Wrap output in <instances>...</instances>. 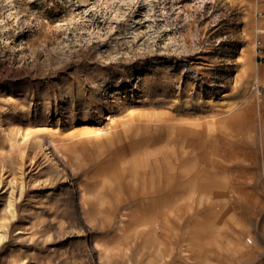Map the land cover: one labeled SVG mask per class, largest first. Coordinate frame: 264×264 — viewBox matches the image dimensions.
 I'll return each instance as SVG.
<instances>
[{"label": "rangeland", "instance_id": "obj_1", "mask_svg": "<svg viewBox=\"0 0 264 264\" xmlns=\"http://www.w3.org/2000/svg\"><path fill=\"white\" fill-rule=\"evenodd\" d=\"M255 27L264 28V0H0V264H94L61 146L131 112L188 125L228 119L204 147L264 258V32ZM244 119L255 120V145Z\"/></svg>", "mask_w": 264, "mask_h": 264}, {"label": "bare ground", "instance_id": "obj_2", "mask_svg": "<svg viewBox=\"0 0 264 264\" xmlns=\"http://www.w3.org/2000/svg\"><path fill=\"white\" fill-rule=\"evenodd\" d=\"M249 13L247 5V24L252 23ZM255 32L264 28L255 27ZM243 50L237 56L239 71L246 62ZM247 75L242 70L244 96ZM144 113L111 120L101 135L83 126L70 137L71 147L61 146V163L77 179L78 210L92 243L90 258L92 252L96 257L93 263L264 264L250 224L231 214L235 205L227 202L226 186L219 183L222 170L210 161L215 152L204 147L206 136L226 131L228 119L188 125L166 114ZM242 123L245 138L255 145V120ZM197 133L198 144H192ZM257 186L251 182L249 187ZM260 234L264 237V229Z\"/></svg>", "mask_w": 264, "mask_h": 264}, {"label": "built area", "instance_id": "obj_3", "mask_svg": "<svg viewBox=\"0 0 264 264\" xmlns=\"http://www.w3.org/2000/svg\"><path fill=\"white\" fill-rule=\"evenodd\" d=\"M262 57V55H259V58H261Z\"/></svg>", "mask_w": 264, "mask_h": 264}]
</instances>
